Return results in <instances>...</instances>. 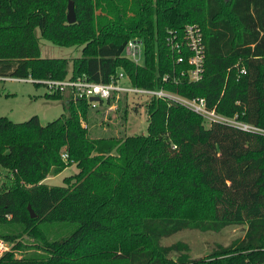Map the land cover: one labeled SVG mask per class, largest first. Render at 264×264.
Returning a JSON list of instances; mask_svg holds the SVG:
<instances>
[{"label":"trees","instance_id":"trees-1","mask_svg":"<svg viewBox=\"0 0 264 264\" xmlns=\"http://www.w3.org/2000/svg\"><path fill=\"white\" fill-rule=\"evenodd\" d=\"M69 1L0 0V76L109 82L123 70L135 86L204 97L210 109L264 129V0H73L75 23ZM190 23L200 24L206 43L198 81L180 77L189 65H175L167 43ZM42 38L82 47V55L43 57ZM131 38L144 41L142 64L123 56ZM46 96L65 104L47 124L37 115L0 116V236L16 249L24 236L35 238L28 246L50 257L8 253L0 264H264V134L207 125L153 96L145 100L146 133L96 135L102 113L84 100ZM126 98L97 108L116 104L126 114ZM73 163L79 171L63 185L45 182ZM59 224L72 229L51 237ZM232 225H245V235L205 258H192L185 241L163 244L185 229Z\"/></svg>","mask_w":264,"mask_h":264},{"label":"rangeland","instance_id":"rangeland-1","mask_svg":"<svg viewBox=\"0 0 264 264\" xmlns=\"http://www.w3.org/2000/svg\"><path fill=\"white\" fill-rule=\"evenodd\" d=\"M41 54L43 57H65L73 59L82 55V47L59 46L42 38ZM47 93L49 91L43 84L0 79V116H8L15 122H24L37 115L42 124H47L65 113V104L63 101L47 98ZM124 100V104H127L128 107L126 114L116 104L108 107L104 105L101 108L89 107L90 110L95 109L94 111H99L98 113H102V117H104L103 122L95 125L94 134L102 135L109 131L120 133L123 130H125L127 135L147 132L148 113L145 107V98L130 95ZM121 113H124L127 118H121ZM85 127H89V125H85ZM78 171V167L73 163L63 172L48 176V179L46 178L47 180L45 179V181L50 185H63L65 177L75 174ZM1 183L0 181V186ZM71 229L59 224L49 227V232L51 237L53 235L61 237L65 233H69ZM245 229V225L228 226L220 232H203L197 229H185L170 237L164 238L163 244L170 245L182 240L190 245L192 258H205L210 256L218 245L228 246L235 239L243 237L245 235ZM35 240V238L29 236L21 238L20 248H15V250L13 248L11 249L12 258L20 259L24 256H34L36 259L49 258L50 255L46 251L28 246L35 245Z\"/></svg>","mask_w":264,"mask_h":264},{"label":"built area","instance_id":"built-area-1","mask_svg":"<svg viewBox=\"0 0 264 264\" xmlns=\"http://www.w3.org/2000/svg\"><path fill=\"white\" fill-rule=\"evenodd\" d=\"M167 43L175 65L178 64L180 66L185 63L189 65L188 71L180 70V77H188L192 81L202 79L206 60V43L202 27L198 23L187 24L182 36L171 31ZM123 56L133 60L137 64H142L144 59V41L140 38H131L125 45ZM240 73H246L244 66L241 67ZM0 79L43 84L47 87L49 93L61 94L67 102L84 100L91 108H97L102 101L105 104L113 96L118 99L123 95H131L145 98V100L156 96L168 100L170 104L183 105L202 115L207 125L218 122L245 131L264 134L263 128L243 121L240 119L239 114L226 116L216 111V109H210L204 97L190 98L164 88L152 89L135 86L131 83L129 75L123 70L113 76L109 82L91 81L85 75L78 77L69 75L63 79L52 77L38 79L33 76H0ZM164 80L168 81L169 75L164 76ZM173 81L178 82L179 80L174 76ZM92 97H98L100 100L91 101L90 98ZM62 157L67 159L68 154L63 153ZM12 248L15 250L14 243L0 236V258L11 253Z\"/></svg>","mask_w":264,"mask_h":264},{"label":"water","instance_id":"water-1","mask_svg":"<svg viewBox=\"0 0 264 264\" xmlns=\"http://www.w3.org/2000/svg\"><path fill=\"white\" fill-rule=\"evenodd\" d=\"M67 18H68V23H75L77 20L76 11H75V3L73 0L69 1ZM90 100L91 101H99L100 99L98 97H92V98H90ZM28 209L31 213V216L35 217L36 213H35V211L31 205L28 206Z\"/></svg>","mask_w":264,"mask_h":264},{"label":"crops","instance_id":"crops-1","mask_svg":"<svg viewBox=\"0 0 264 264\" xmlns=\"http://www.w3.org/2000/svg\"><path fill=\"white\" fill-rule=\"evenodd\" d=\"M47 179H48V178H47ZM47 179H46V180H47ZM45 182H46V181H45Z\"/></svg>","mask_w":264,"mask_h":264}]
</instances>
